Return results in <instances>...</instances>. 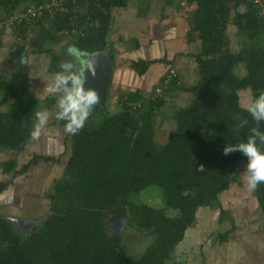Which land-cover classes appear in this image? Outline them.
<instances>
[{"label": "trees", "instance_id": "obj_1", "mask_svg": "<svg viewBox=\"0 0 264 264\" xmlns=\"http://www.w3.org/2000/svg\"><path fill=\"white\" fill-rule=\"evenodd\" d=\"M43 1L0 0V19ZM145 1L80 0L75 19L72 14L55 13L24 21L14 30L24 42L12 46L9 61L16 63L28 47L29 54L49 53L48 71L54 75L61 71L66 55L44 45L62 37L70 38L79 52L94 53L110 44L115 60L114 10ZM162 1L176 10L183 8V3L193 6L187 41H200L199 50L190 54L197 62L199 79L191 86H181L193 96L187 105L167 115L175 122L167 141L159 143L156 131L168 102L166 96L180 88L178 72L165 95H158L156 87L152 93L140 88L126 90L116 98L114 110L110 85L105 104L100 101L93 108L79 133H69L65 146L69 145L71 153L62 176L47 195V217L25 235L0 214V264H186L176 258L175 251L196 223L198 209L218 206L222 221L230 217L221 206L220 195L236 180L239 163L247 165V157L239 151L224 155L223 149L227 144L246 142L252 128L264 132V122L257 123L240 103L241 91L249 89L252 100L264 91L263 0ZM33 23L39 28L34 38ZM230 24L236 26L240 38L237 51L230 48ZM4 31L0 28V51ZM173 61L165 57L138 59L131 61L130 68L143 76L152 65ZM240 66L243 75L236 73ZM25 74L17 64L12 77H0V151H21L32 139L41 100L25 86ZM241 119L248 122L244 127H239ZM257 146L264 151L258 140ZM61 155L34 154L20 168L15 159L3 162V173L12 177L0 181V196L15 178L39 163L61 164ZM200 166L203 171H197ZM151 189L158 192L160 207L140 198L143 191ZM186 189L187 196L182 194ZM255 195L264 210V183L258 185ZM124 218L127 230L151 238L135 256L124 242L125 235L111 231V226ZM234 229L232 222V228L221 234L222 242L229 240Z\"/></svg>", "mask_w": 264, "mask_h": 264}, {"label": "rangeland", "instance_id": "obj_2", "mask_svg": "<svg viewBox=\"0 0 264 264\" xmlns=\"http://www.w3.org/2000/svg\"><path fill=\"white\" fill-rule=\"evenodd\" d=\"M154 1H156V3L152 5L147 4L146 0L144 4L137 6L131 4L126 8L114 10L113 14L115 19L113 18L112 28L115 34H113V38L116 40L117 51H119L115 53L111 88H115L113 84L116 85L117 83L118 79L116 75L118 74V67L121 66L120 69L129 68L130 61L128 57H126V59L122 58L123 54H126L125 50L136 43L133 40L137 38L135 37L137 36L136 33L143 31L141 32L143 34L147 31V27L143 23L144 20L142 18L136 19L137 15L134 16V14H136L135 7L140 13H144V10L149 11V8L151 9L152 7V13L159 15L161 11L159 12L160 7L157 6V2L163 4V1ZM262 4L264 8V0ZM146 6L147 8H145ZM182 7L183 8L180 7L179 11L175 13L176 15H178V13H180L179 15L181 16L184 15L183 10L185 6L182 5ZM169 9L170 6L163 4L162 12L165 13V15L169 12ZM191 9L185 8L184 12L188 14V18L183 17V19L190 21L189 13ZM120 13H122V17L116 19V17H118L117 14ZM34 24L36 23L31 25L32 29L35 30L32 31L33 33L31 34L33 38L38 34L39 30V28L37 29V24ZM16 26L18 25H11V27L5 28L4 34L2 35L4 46L0 51V77H12L15 73L16 65L21 64L26 72L24 78L25 86L41 100L40 111L47 110L50 113V117L47 125L41 129L38 139H31L23 150L0 151V181L9 180L12 177L11 174L3 173L1 164L7 160L15 159L18 163V168H20V166L30 160L34 154L53 156L62 154L61 164L41 162L37 166L32 167L28 173L14 179L15 182L17 181L19 183L18 186L20 189V195L17 196V203H11L12 201L4 203L5 199L3 198L5 195L0 198V214L10 218L14 222L16 229L28 235L32 233L49 214L50 201L47 195L52 192L55 180L62 176L64 163L68 159L71 149L69 145L67 147L65 146V144L69 142V133L65 131L64 125H61L59 123L60 121L55 119L58 111L57 97L49 95L46 91L47 86L52 83L54 77V75L48 71L51 55L49 53L29 54L28 47L22 58L18 59L16 63L9 61L12 46L24 42L19 34L16 35V33H14V30L17 28ZM180 28L183 27L180 26ZM236 31L235 25L230 24L228 26L227 33L229 36V43L233 51H237L241 47L240 38L236 35ZM134 32H136L135 36L129 37V34ZM127 34L129 36H127ZM69 46L74 45L73 41L68 37H62L57 42L48 41L45 42L44 45L47 49H51L58 53H64L66 59L62 62L79 59L80 63H83L79 57H72L67 54L66 50ZM182 46L181 48L185 50L197 52L199 50L200 41L196 40L192 42V45L187 47H185V45ZM130 53L140 56L138 51L131 50ZM146 55L150 54H141V57L146 59ZM188 60L191 61V63L195 62L192 58ZM127 61H129V63ZM196 63H194L193 66H196ZM182 66L190 70L192 69L190 63L183 62ZM156 67H158V64H156L153 69ZM166 70H168V67L165 68L164 72L162 67L157 76L154 75V73L152 74V72H147V74L142 76L145 82H143V80L139 81V79H130L127 81L128 84L126 85L128 88L143 85V87L146 88L145 92L152 93L155 87L161 84L159 76L165 73ZM236 73L238 75H243L245 74V70L240 66L236 68ZM136 75L138 74L136 73ZM191 76L193 77V81L184 86H191L197 82L199 74L192 72ZM121 77L122 76L119 75L118 78L120 79ZM125 79L126 77L123 76L121 81ZM112 92L115 93L116 90L112 89ZM192 96V93L182 91V89L178 88L175 89V92H170L166 96L168 102L162 110V116H160L162 121L173 109L187 105L191 101ZM251 101L252 94L249 89L240 92V103L243 107H246ZM111 108L113 110L117 109L115 96L111 99ZM157 129H159L158 133L163 134L161 136L163 137L166 133V128L162 125L160 127L159 125ZM162 140L165 139L163 138ZM157 141L160 142L159 139H157ZM245 175L246 162L241 161L237 168L236 180L232 182L228 190L220 195L221 206L228 211L230 217H226L222 221L220 218L221 211L218 206L200 207L198 209L196 223L187 230L184 240L177 246L175 251V256L178 260L186 264H264V210L258 203L255 191L248 190ZM13 193L15 194V192H12V195ZM5 198L11 200L7 197ZM140 198L150 205L157 207L161 206V199L156 190H145L140 194ZM232 222L235 225V229L229 235V240L222 242L220 239L221 234H224L232 228ZM120 225L121 223H114L111 226L112 233L119 232ZM121 235H125L124 242L131 248L132 256L144 250L151 239L149 236L140 232L132 229L127 230V227H125Z\"/></svg>", "mask_w": 264, "mask_h": 264}, {"label": "clouds", "instance_id": "obj_3", "mask_svg": "<svg viewBox=\"0 0 264 264\" xmlns=\"http://www.w3.org/2000/svg\"><path fill=\"white\" fill-rule=\"evenodd\" d=\"M66 51L72 57L81 55L75 46H69ZM60 68L61 71L54 74L53 81L47 86L46 91L49 95L57 97L58 111L55 119L65 122L66 132L77 134L83 129L93 108L100 103L99 94L84 87L85 70L94 71V68L90 62L80 63L79 59L64 61ZM245 110L257 123L264 122V91L249 102ZM49 117L50 113L47 110L35 113L36 124L31 132L32 139H38ZM237 119H240L239 115ZM247 123L246 119H241L239 127H244ZM257 140L264 144V132L252 128L246 142L227 144L223 149L224 155L239 151L247 157L245 180L249 191H255L259 184L264 183V151L257 146ZM197 171H203V167L200 166ZM182 194L189 195V190H184Z\"/></svg>", "mask_w": 264, "mask_h": 264}, {"label": "crops", "instance_id": "obj_4", "mask_svg": "<svg viewBox=\"0 0 264 264\" xmlns=\"http://www.w3.org/2000/svg\"><path fill=\"white\" fill-rule=\"evenodd\" d=\"M155 3H156V1H154V0H151V1L149 0V2L147 1V4H150V5L155 4ZM131 4H133V6L138 5V4L136 5V3L131 2L128 6H130ZM157 6L160 7L159 12L161 11L159 15L152 13V10H151L152 7H151V9L149 8V11L144 10L145 11L144 13H140L139 10L135 7L136 14H134V16L137 15L136 19L142 18L144 20L143 23H144V25H146L147 31L144 32L143 34L141 33L143 31H140L138 33H136L137 32L136 31L134 33L129 34L130 36L127 34V36H129V37H134L135 33H136L137 36H135V37H137L138 39L137 38L133 39L134 42H136V43L133 46H130L125 50L126 54H123L122 58L126 59V57H128V60L130 61V63L133 60L143 59L141 57V54H150V55L145 56L146 60H151V59H156V58H164V57L167 59H170V60L173 59L174 61L171 64L156 63V64H158V67H156L155 69H153V67H155L156 64L152 65L151 68L148 70V72H152V74L154 73V75L157 76L159 74L160 70L162 69V67H163V72H164L166 67H168V70H169L170 66H173L178 72V82H179L178 86H180V88H178V89H181L182 85H187L189 82L193 81V77L191 76L192 72L198 73V65L195 61V58L192 55H190V54L196 53V52H191L189 50H185V49L181 48V47H183L182 45H185V47L192 45V42L189 43L187 41V32L189 30V23L190 22H189V20L183 19V17L188 18V16H187L188 14H186L184 12L186 7L183 10L184 15L181 16V15H179L180 13H178V15L175 14L179 10H176L173 7H170V9L168 10L169 12L165 15V13L162 12L163 4L157 2ZM145 8H147V6ZM192 8H193V6H192ZM117 15H118V17H116V19H118V18L120 19L122 17V13L117 14ZM155 15H157V16H155ZM113 18L115 19L114 14H113ZM180 26H182L183 28H180ZM179 29H180V32H179ZM111 34H112V39L115 43V47L117 48L116 40L113 38V34H115V32L113 31V28L111 30ZM131 50L138 51L140 53V56L131 54L130 53ZM190 58L194 59V61H195L194 63H196V66L195 65L193 66L194 63H191V61L188 60ZM129 61H127V62L129 63ZM183 62L190 63V66L192 67V69L190 70V69L183 67L182 66ZM130 63H129V68H127V69L126 68L120 69L121 66L118 67V71H117L118 74L116 75L118 80H117L116 85L113 84V87H115V88H111V96L112 97L115 96V98H117L120 93H122L126 90H132V89H138V88H140L144 91L146 90V88L143 87V85L142 86H136V87L133 86V88H130V87L128 88V86L126 85V84H128L127 81L130 79L131 80H136V79L138 80L139 79V81L143 80L142 76L136 75V72H134V70L130 68ZM168 70H166V72ZM165 73H163L159 76V80H161V78L163 77V75ZM119 75H121L122 77L123 76L126 77V79L121 81L122 77L119 79L118 78ZM135 75L138 77H136ZM143 82H145V81L143 80ZM111 87H112V84H111ZM122 88H124V89H122ZM112 89L116 90V92L113 93ZM120 90H123V91H120ZM173 92H175V91H173ZM161 125L164 128H166V133H165L166 136L164 134V136L161 137L163 134L158 133L159 129H157L156 140L159 139L160 140L159 143H165L167 141L169 132L175 128V122H174V120L170 119L167 116L166 118L163 119V121L160 120V127H161ZM159 134H160V136H159ZM163 138L165 140H162ZM21 176H23V175H21ZM18 185H19V183L17 181L16 182L14 181L8 187V189L0 196V198H1L5 195V197H7L8 199H11V200H7L4 197L3 198V199H5L4 203L11 202V201H12L11 203H17V196L20 195V192H19L20 189H19ZM12 192H15L16 195L14 193L12 195Z\"/></svg>", "mask_w": 264, "mask_h": 264}, {"label": "built area", "instance_id": "obj_5", "mask_svg": "<svg viewBox=\"0 0 264 264\" xmlns=\"http://www.w3.org/2000/svg\"><path fill=\"white\" fill-rule=\"evenodd\" d=\"M80 0H45L40 3L30 4L24 7L21 11H18L14 14L6 16L3 19H0V28H9L11 25H21L24 21L27 20H35L37 21L39 18L45 16L46 14L53 15L55 13H66L72 14V19L76 18V15L73 13L76 12L78 5H76ZM256 2H260V0H256ZM187 9H191V7L185 3H183ZM263 6V4L261 3ZM77 29L74 28L73 31ZM177 75L176 69H170L166 74L165 80L163 83L156 87V92L158 95H165V91L168 88L169 83L173 80V78ZM136 106V104H133Z\"/></svg>", "mask_w": 264, "mask_h": 264}, {"label": "water", "instance_id": "obj_6", "mask_svg": "<svg viewBox=\"0 0 264 264\" xmlns=\"http://www.w3.org/2000/svg\"><path fill=\"white\" fill-rule=\"evenodd\" d=\"M80 60L88 61L93 65L94 71L85 70L84 87L95 90L99 96L101 104H105L107 90L111 84L114 70V56L110 44L103 50L94 53L80 52ZM127 225V219L121 221L119 233L122 234Z\"/></svg>", "mask_w": 264, "mask_h": 264}]
</instances>
